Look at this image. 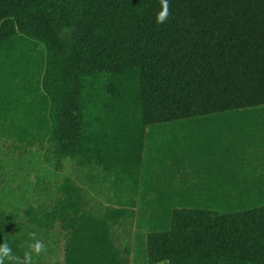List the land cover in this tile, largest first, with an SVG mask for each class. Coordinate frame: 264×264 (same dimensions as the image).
<instances>
[{"label":"trees","instance_id":"16d2710c","mask_svg":"<svg viewBox=\"0 0 264 264\" xmlns=\"http://www.w3.org/2000/svg\"><path fill=\"white\" fill-rule=\"evenodd\" d=\"M169 4L157 24L159 0H0V139L73 160L113 203L89 207L65 176L46 207L0 208L14 254L57 226L63 264H129L115 233L132 223L147 130L264 108V0ZM201 201L142 212L146 264H264V193Z\"/></svg>","mask_w":264,"mask_h":264},{"label":"crops","instance_id":"0c3cea01","mask_svg":"<svg viewBox=\"0 0 264 264\" xmlns=\"http://www.w3.org/2000/svg\"><path fill=\"white\" fill-rule=\"evenodd\" d=\"M145 148L144 180L133 206L135 227L142 224L144 230L124 240L132 244L129 264H146L138 249L145 209L192 207L211 195L264 193V108L148 129Z\"/></svg>","mask_w":264,"mask_h":264},{"label":"rangeland","instance_id":"374dc122","mask_svg":"<svg viewBox=\"0 0 264 264\" xmlns=\"http://www.w3.org/2000/svg\"><path fill=\"white\" fill-rule=\"evenodd\" d=\"M0 164V208L5 211L23 212L48 206L57 196V187L65 176H70L82 189L89 207L113 204L107 200L110 190L100 182L88 180L86 169L71 159H57L46 147L16 148L11 141L0 139ZM134 217L131 224L124 225L123 229L118 227L116 243H125L128 236L132 241L134 233L143 232L142 224L135 227ZM37 238L44 241L46 252L36 255L34 264H63V231L57 226L39 230Z\"/></svg>","mask_w":264,"mask_h":264},{"label":"clouds","instance_id":"9594fccd","mask_svg":"<svg viewBox=\"0 0 264 264\" xmlns=\"http://www.w3.org/2000/svg\"><path fill=\"white\" fill-rule=\"evenodd\" d=\"M159 3L160 10L157 12L155 22L157 24H163L171 15L170 4L169 0H159ZM28 235L30 240L27 242V250L24 252L23 257L14 254L6 240L4 243L0 244V264H5L6 260L9 264H34L33 254L39 256L46 252V245L44 241L37 238V232H30Z\"/></svg>","mask_w":264,"mask_h":264}]
</instances>
